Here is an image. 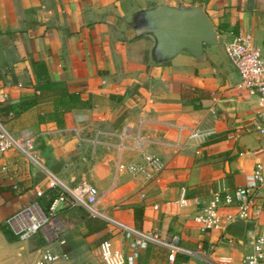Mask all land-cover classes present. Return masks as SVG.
<instances>
[{"label": "crops", "instance_id": "obj_1", "mask_svg": "<svg viewBox=\"0 0 264 264\" xmlns=\"http://www.w3.org/2000/svg\"><path fill=\"white\" fill-rule=\"evenodd\" d=\"M180 3L203 8L219 45L206 47L200 59L181 53L156 65L153 39L128 40L122 18ZM240 35L264 52V0H0V104L40 96L35 62L46 63L50 79L86 103L65 111L51 95L7 121L34 151L0 154V260L16 250L1 226L15 233L9 221L19 211L83 180L109 208L104 215L111 222L96 236L107 235L115 250L129 253L132 238L107 233L120 224L136 228L133 208L143 206L141 231L155 235L158 246L172 238L192 252L215 246L209 260L188 256L190 264L240 260L253 232L264 231V189L256 190L252 177L256 165H264L258 129L264 130V108L258 96L238 89L240 76L225 52ZM145 154L164 164L157 179L119 171ZM52 181L58 189H50ZM244 186L255 197L244 244L225 239L227 225L239 219L234 206L220 210L221 230L195 222L215 194ZM72 208L61 207L54 225L62 226L61 216ZM74 235L71 228L61 245L71 249Z\"/></svg>", "mask_w": 264, "mask_h": 264}, {"label": "built area", "instance_id": "obj_2", "mask_svg": "<svg viewBox=\"0 0 264 264\" xmlns=\"http://www.w3.org/2000/svg\"><path fill=\"white\" fill-rule=\"evenodd\" d=\"M226 55L240 76L238 89L247 90L258 96L261 106L264 108V52L255 47L251 39L240 35L225 46ZM264 133L262 128H258ZM18 151L30 155L34 151V145L30 139L18 138L13 135L6 124L0 119V154L9 151ZM164 168L162 160L152 154H145L141 162L121 164L119 171L128 173L134 177L143 176L146 180L157 179ZM253 180L256 190L264 189V165L259 163L253 171ZM50 189H58L56 181L50 183ZM57 197L44 213L38 203L23 208L9 221L15 234L22 240H27L31 234L36 233L42 227L51 222L52 217L65 206L84 207L93 214H97L95 207L99 203L100 195L96 186L83 180L73 189H59ZM186 201H183L185 203ZM255 205L254 189L251 187H239L233 192L217 193L210 204L196 217L195 222L205 230L223 229L220 221V210L228 207H236L239 219L247 223L251 220V211ZM129 237L132 238L131 251L115 250L110 241H104L98 248L99 255L105 264H137L140 253L146 250L150 243L156 242V236L144 233L137 228H131L124 224L119 225ZM225 239L233 244L235 239L226 232ZM169 248L166 264H190L189 261L178 260V255L193 256L194 253L180 245L178 239H173ZM215 251V246L204 248L199 254L210 258ZM69 261L65 253H53L45 251L37 264H57ZM12 264V263H3ZM219 264H264V231L253 232L250 247L246 249L240 260L236 262H220Z\"/></svg>", "mask_w": 264, "mask_h": 264}, {"label": "rangeland", "instance_id": "obj_3", "mask_svg": "<svg viewBox=\"0 0 264 264\" xmlns=\"http://www.w3.org/2000/svg\"><path fill=\"white\" fill-rule=\"evenodd\" d=\"M128 18L129 15H125L122 18L123 25ZM37 199L36 202L39 203L43 212L48 214L45 203L40 198L39 200ZM106 208L109 209L101 200H99V203L95 207L97 214H93L82 207H74L70 210L69 214L61 216V220L63 221L62 226L57 227L51 221L36 233L31 234L27 240H22L17 236V241L14 243L16 244L14 247L16 250L12 254H5L4 258L0 260V264L6 262L12 264H37L45 251L57 254L65 253L68 256L69 261L57 264H105L99 255L98 248L105 238H107V235L96 236V234L107 229L111 222V219L104 215L107 211ZM110 209L117 210L118 207L114 206ZM52 218L55 217L53 216ZM71 228L75 230L76 235L68 238L72 247L68 249L67 247H63L61 242L65 241L67 233ZM117 231L118 234L126 233L119 225H116L113 231L107 234L112 237L113 232ZM44 233L48 237L46 236L45 238ZM172 239L160 246L156 243H150L148 248L140 253L137 264H166L169 254L167 245L172 242ZM53 240L56 242H53ZM199 251L193 249L194 256H202L199 254ZM203 258L205 261L209 260L208 257L203 256Z\"/></svg>", "mask_w": 264, "mask_h": 264}, {"label": "water", "instance_id": "obj_4", "mask_svg": "<svg viewBox=\"0 0 264 264\" xmlns=\"http://www.w3.org/2000/svg\"><path fill=\"white\" fill-rule=\"evenodd\" d=\"M125 26L128 40L153 39L151 58L156 65L171 62L181 53L200 59L206 47L219 45L218 32L199 5L155 4L131 13ZM247 229L245 220L236 219L227 225L226 233L244 244Z\"/></svg>", "mask_w": 264, "mask_h": 264}, {"label": "trees", "instance_id": "obj_5", "mask_svg": "<svg viewBox=\"0 0 264 264\" xmlns=\"http://www.w3.org/2000/svg\"><path fill=\"white\" fill-rule=\"evenodd\" d=\"M34 70L37 75L38 84L36 85V92H40V96L36 94L34 97L12 102L9 101L5 104H0V119L6 124L7 121L20 116L22 113L28 111L34 106L38 105L40 102L46 101L51 95L58 98L61 105L66 107L65 111H69L71 108H76L84 106L81 100L80 94L70 93L68 87L63 82H55L50 79L48 68L44 62H35ZM57 192L50 191L44 193L41 197L42 202L45 203L46 209L48 210L52 202L56 199ZM134 210V222L138 230L143 229L145 208L143 206H135ZM3 234L6 236L9 242H16L15 233L9 228L8 225L1 226ZM107 237L104 241H108ZM178 260L188 261L189 257L184 255H178Z\"/></svg>", "mask_w": 264, "mask_h": 264}]
</instances>
